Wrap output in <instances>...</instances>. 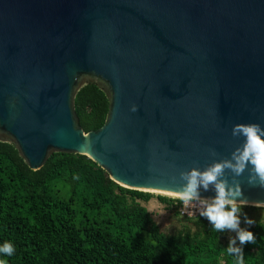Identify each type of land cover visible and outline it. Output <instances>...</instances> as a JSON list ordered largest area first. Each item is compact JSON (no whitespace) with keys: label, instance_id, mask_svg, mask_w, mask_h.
<instances>
[{"label":"water","instance_id":"95a60500","mask_svg":"<svg viewBox=\"0 0 264 264\" xmlns=\"http://www.w3.org/2000/svg\"><path fill=\"white\" fill-rule=\"evenodd\" d=\"M90 83L108 109L85 132L74 96ZM241 123L264 128V0H0V141L31 170L75 153L122 187L177 190L231 158ZM248 177L238 199L264 206Z\"/></svg>","mask_w":264,"mask_h":264},{"label":"trees","instance_id":"16d2710c","mask_svg":"<svg viewBox=\"0 0 264 264\" xmlns=\"http://www.w3.org/2000/svg\"><path fill=\"white\" fill-rule=\"evenodd\" d=\"M85 132L105 121L108 99L94 83L74 96ZM68 195V196H67ZM152 193L125 188L87 156L53 152L38 170L0 141V246L11 243L6 264H238L227 252L226 233L205 217L186 218L189 228L160 230L139 201ZM159 202L174 199L158 195ZM178 202H181L178 200ZM175 214L179 215L175 209ZM256 240L243 245V264H264V222L245 228ZM237 246L239 240L236 241Z\"/></svg>","mask_w":264,"mask_h":264},{"label":"clouds","instance_id":"9594fccd","mask_svg":"<svg viewBox=\"0 0 264 264\" xmlns=\"http://www.w3.org/2000/svg\"><path fill=\"white\" fill-rule=\"evenodd\" d=\"M131 110L135 112L136 106L133 105ZM232 135L243 137L244 142L231 153L230 159L214 160L204 170L194 167L190 171L180 172V180L184 183L177 190H169L166 194L181 201L185 207L198 204L200 216L205 217L216 231L235 232L236 237L230 239L227 252L238 257V264H243L242 246L246 243H254L256 238L251 231L240 227L241 208L247 202L238 199L242 196V190L235 178L247 170L248 183L264 188V128L257 123L235 124ZM211 155L215 156L216 152L212 150ZM226 170L233 174L232 184L224 178ZM201 188L204 191L213 189L215 196L202 199ZM245 223L251 225L253 221L245 218ZM237 240L240 246H237ZM14 252L15 248L9 242L0 246V253L12 256ZM0 264H6V261L0 260Z\"/></svg>","mask_w":264,"mask_h":264},{"label":"rangeland","instance_id":"374dc122","mask_svg":"<svg viewBox=\"0 0 264 264\" xmlns=\"http://www.w3.org/2000/svg\"><path fill=\"white\" fill-rule=\"evenodd\" d=\"M150 193H152V195L148 201L145 202L140 200L139 202L147 207L161 231L167 234H173L187 228L190 230L194 229L191 223L186 218H183L184 216H182L180 213L179 215L175 214V209L178 210V206H176L175 203H173V205H166L159 202L157 199L158 195L167 197L170 196L159 192ZM245 218L252 220L253 224L256 222H264V206L245 204V206L241 208L240 213V227L243 229L253 225L245 223ZM235 237V232L226 230V233L223 237V242L229 244L230 239Z\"/></svg>","mask_w":264,"mask_h":264},{"label":"built area","instance_id":"2783aa9c","mask_svg":"<svg viewBox=\"0 0 264 264\" xmlns=\"http://www.w3.org/2000/svg\"><path fill=\"white\" fill-rule=\"evenodd\" d=\"M173 203H175V205L178 206V212L182 216L194 217L200 215V208H199L200 206L198 204L194 203L192 206L185 207L182 202H178V199H174Z\"/></svg>","mask_w":264,"mask_h":264},{"label":"bare ground","instance_id":"6f19581e","mask_svg":"<svg viewBox=\"0 0 264 264\" xmlns=\"http://www.w3.org/2000/svg\"><path fill=\"white\" fill-rule=\"evenodd\" d=\"M151 192H159V193H163V194H166L167 192H163V191H151Z\"/></svg>","mask_w":264,"mask_h":264}]
</instances>
